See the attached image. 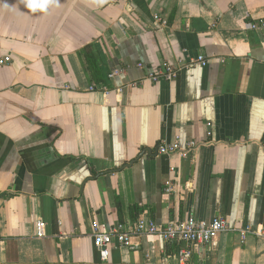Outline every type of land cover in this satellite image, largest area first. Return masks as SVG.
Wrapping results in <instances>:
<instances>
[{
  "label": "crops",
  "instance_id": "1",
  "mask_svg": "<svg viewBox=\"0 0 264 264\" xmlns=\"http://www.w3.org/2000/svg\"><path fill=\"white\" fill-rule=\"evenodd\" d=\"M261 19L264 0H0V264H178L160 235L101 261L92 235L189 217L229 230L188 264H264ZM175 140L198 147L156 153Z\"/></svg>",
  "mask_w": 264,
  "mask_h": 264
},
{
  "label": "built area",
  "instance_id": "2",
  "mask_svg": "<svg viewBox=\"0 0 264 264\" xmlns=\"http://www.w3.org/2000/svg\"><path fill=\"white\" fill-rule=\"evenodd\" d=\"M156 20L157 18L154 17ZM264 27V20L261 19L252 25V29ZM8 61V59H5ZM201 66H204L205 60L202 56L197 57L196 61ZM2 64V62H0ZM139 68H144L142 64L137 65ZM123 73L122 70L114 71L109 75L113 78L116 75ZM176 76L174 69L166 64L150 65L146 72V77L153 83L160 80L171 82ZM96 90L94 86L90 87V91ZM100 91H105L104 87L99 88ZM198 147V143L194 141L188 142L184 147L179 145L175 140L172 143L162 142L157 147V153L162 156H178L186 157L189 152ZM174 171L172 167L170 169ZM229 225L227 221L221 217H215L208 222L196 221L192 218H186L182 221L167 224L164 229L158 230L155 222L151 219H138L130 231L117 226L109 231H95L92 235L94 246L99 251L101 261H106L109 253V247L116 242L117 245L128 247L130 250L136 248L131 245L132 237H141L149 235H160L167 243L178 245L177 261L178 264H188L193 253L198 247L210 245L213 240L221 233L228 231ZM245 231L241 232V238L244 239ZM35 236L43 238L45 236V225L43 221L38 220L35 223Z\"/></svg>",
  "mask_w": 264,
  "mask_h": 264
},
{
  "label": "trees",
  "instance_id": "3",
  "mask_svg": "<svg viewBox=\"0 0 264 264\" xmlns=\"http://www.w3.org/2000/svg\"><path fill=\"white\" fill-rule=\"evenodd\" d=\"M88 51H90V47L89 46H85L84 47V49H83V53L86 55V57H87V59H88ZM89 60V59H88ZM138 64H141V63H138ZM144 66V65H143ZM145 68V70H147L148 69V67H144ZM91 77H92V79L93 80H95V81H98L97 79H96V76L94 75V74H91ZM101 80L102 81H104L103 80V77L101 78ZM99 82V81H98Z\"/></svg>",
  "mask_w": 264,
  "mask_h": 264
},
{
  "label": "water",
  "instance_id": "4",
  "mask_svg": "<svg viewBox=\"0 0 264 264\" xmlns=\"http://www.w3.org/2000/svg\"><path fill=\"white\" fill-rule=\"evenodd\" d=\"M156 153H157V149H156Z\"/></svg>",
  "mask_w": 264,
  "mask_h": 264
}]
</instances>
